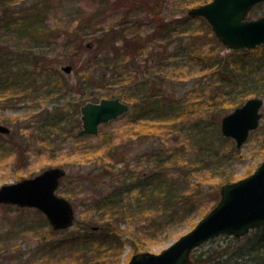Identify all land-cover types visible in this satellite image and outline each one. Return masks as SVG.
<instances>
[{
	"label": "rangeland",
	"instance_id": "374dc122",
	"mask_svg": "<svg viewBox=\"0 0 264 264\" xmlns=\"http://www.w3.org/2000/svg\"><path fill=\"white\" fill-rule=\"evenodd\" d=\"M40 1H43L42 4L47 1V10L43 9L45 11L42 16L46 23L57 29L60 37L54 45L33 47L37 53H43L47 58V66L42 64L41 68L44 69H37L36 81L26 91V95H15L11 102L0 105V123L11 128L9 135L0 133V187L22 178L34 177L50 167H61L66 175L62 178L57 193L69 199L76 211L75 224L69 230L83 227L84 231L83 224L86 223V229L95 235L94 246L97 247L105 236L108 242L116 237L112 231L114 226L108 228L104 225L111 226L113 217L122 207L127 211L119 226L120 236H117L122 243L117 239L113 243H104L101 251L94 249L92 255L96 258L90 264H129L138 253H159L218 205L224 184L234 183L252 174L264 161V104L259 127L251 132L241 147H237L233 138L226 137L221 127L223 117L248 99L260 97L264 100V84L258 82L255 86L244 89L237 100L240 102L235 107L231 108L220 102L217 108L214 106L216 102L207 97H213L209 93L211 87L218 86V76L211 69L206 70L198 65L186 50L181 51L180 40L172 42L168 47L170 53L177 51L174 58H165L163 53H156L161 49L158 47L160 42L156 40L157 48L151 44L147 48H155L156 54L149 55L145 52L136 57L135 70L138 74L134 82L142 84L149 81L148 90L153 84V89L159 90L160 95L184 99V105L197 103L201 106V111L204 110L203 117L184 113V108L179 107L178 112H172L173 115H169L166 121L145 122L140 117L136 119L141 104L139 106L129 102V112L102 124L99 135L78 136L82 128L81 107L84 104L112 97L109 94L114 92L124 99L131 92L132 84L127 76V81L123 79L113 83L109 81V69L95 66V74L106 80H96L93 87L82 89L79 77L85 72L88 61L95 57L97 47H87L88 42L94 41L88 35L83 46L76 42L65 46L66 33L77 29L83 20H86L84 29L95 27L100 31L123 20L117 27H125L129 36L137 34L132 24L139 19V40L142 41L152 31L158 19H182L188 15V9H183L181 0V4L178 0H166L167 8L164 7V0ZM134 3L137 6L129 11ZM176 9L179 11H175ZM126 14H129L128 18L124 19ZM261 16H264V2L256 5L248 14V18ZM189 21L190 28L182 33L184 45L191 34L196 32L202 37L197 44L205 50L211 45V39L205 38V30L210 25L201 18ZM186 27L187 25H183L180 29ZM92 35L94 33L90 34ZM0 38L5 41L11 37L8 32L1 31ZM205 39L208 45H201ZM14 43L13 40L12 44ZM23 45H26L25 42ZM221 45V56L231 53L232 50L222 43ZM240 59H252L254 67L247 63V68L255 69L256 72L251 75L264 72V54ZM66 64H72L74 70L70 73L64 71L62 66ZM148 66L150 72L145 71ZM48 81H51V86L42 87ZM57 84L61 86L60 92L53 89ZM50 92L52 94L49 96ZM209 101L213 106H208ZM212 110H215L214 116L209 118ZM44 119L46 121L42 122ZM113 150H117L115 158L111 155ZM202 157L207 158L205 163L202 162ZM112 169L113 173L125 169V174L128 175L126 183L122 185V195H118L121 201L114 202L113 208L99 201L101 197L114 193L116 187L119 188V185L112 182ZM154 175H162L167 180L175 177L172 189L178 196L186 197L184 210L177 213L162 202L154 207L152 200L143 199L138 202L140 196L145 197L150 193L147 191L148 186L141 188L142 182H150V178H155ZM230 179L233 180L227 182ZM131 183L134 189L128 192V184ZM43 215L35 208L0 204V247L7 245L8 248L1 250L0 264H32L28 257L37 253L38 248L41 249L38 263L59 264L56 263L60 258L59 253L47 255L45 244L51 238L65 236L67 232L51 234L49 239L43 241V237L49 235V227L41 225ZM95 226L99 228L95 229ZM234 239V236H219L214 241L193 249L189 264H197L194 260L197 254L205 253L203 258L209 254L216 257L219 249L235 243ZM43 249L45 252L41 253Z\"/></svg>",
	"mask_w": 264,
	"mask_h": 264
},
{
	"label": "trees",
	"instance_id": "16d2710c",
	"mask_svg": "<svg viewBox=\"0 0 264 264\" xmlns=\"http://www.w3.org/2000/svg\"><path fill=\"white\" fill-rule=\"evenodd\" d=\"M178 1L179 4H181L180 0ZM207 1L209 0H181L184 5L183 9H189ZM41 2L43 1L0 0V32H8L11 37L10 40L6 39L5 41L0 38V105L2 103L7 104V102H11L10 100H12L15 95H26L28 93L26 91H29L28 89L31 88V85L36 81L37 69H44V67L41 68L42 64L47 66V58L43 53H37L33 47L36 45H54L58 43L60 35L57 29L46 23L45 17L42 16L43 12L47 10V1L45 4ZM165 3L168 4L166 0H164L163 4L164 7L167 8ZM175 3L178 4L177 1ZM135 6H137L136 3H134L131 9L129 8V11L134 10ZM175 11L179 10L176 9ZM128 15L129 14H126L124 19H127ZM190 19H192V17L188 15L182 19L175 18L170 21L158 19L156 22L157 24L155 23L151 29L152 31H150L142 41L139 40V38H141V29L139 26L141 21L139 19L134 20L132 24L133 27L136 28L137 34L129 36L126 33L125 27H117L123 20L110 25L108 29L103 31L95 27L91 28V26V29H84L83 24L86 20L81 21L77 29L66 33L67 40L65 41V46H69L73 42L83 46L85 38L88 35L89 38L94 40L92 42L93 46L97 47V52L95 57L88 61V66L84 68L85 72L79 77L83 80L81 82L80 79V87L82 89H87L93 87L96 80L105 81V77H98L95 74L96 68L102 66L109 69L111 75L109 81L113 83H118L119 80L128 77L127 80L132 84L130 87L131 92L128 93L124 99L133 105L139 104L140 106L141 104L136 119L140 117L145 122L150 120L166 121L169 115L174 114V111L178 112L179 107L181 109L184 108V113L187 112V114H195L203 117L204 110L201 111V106L197 103L194 105H184V99L177 100L174 97L160 95L159 90L153 89V84L150 85V89L148 90L147 84H149V81H145L142 84L134 82L138 74L135 70V67H137L136 57L141 56L145 52L149 55H154L159 52L160 54L163 53L165 58L170 56L174 58L178 54L177 51L170 53L168 52V47L172 42L180 40L179 49L181 51L186 50L185 52L198 65L206 70L211 69L219 78L218 86L211 87L210 89L209 95L213 97H206L211 98L212 102H216L214 106L217 108L222 102L231 108L235 107L240 102V100H237L245 91L244 89L253 87L258 82L261 85L264 84V72H259L258 75H251L256 72L255 69L251 70L247 68V63H250V66L254 67L252 59H250V61H241L240 57H243L245 60L247 56L252 55L253 57L255 55H262L264 54V45L253 49L232 50L228 55L221 56L219 52L221 51L222 45L215 38L210 27H207L205 30V38L211 39L209 41L211 45L205 50L197 44L202 37L196 32L191 34L186 45H184L182 33L185 29L187 30L190 28ZM201 20L203 21L204 18H201ZM183 25H187V27L180 29ZM91 33H94V35L90 36ZM206 39L201 45H208ZM13 40L15 41L14 44H12ZM156 40L160 42L158 47H161V49L154 53L155 48H157V44L155 43ZM161 41H164V43H161ZM24 42L26 45H23ZM149 44L155 47L154 50L147 49ZM261 61H263V59H261ZM145 71L150 72V67L148 66ZM48 86H51V81L42 85L44 88ZM53 87L56 92L61 91L60 85L57 84ZM257 89L256 87L255 90L257 91ZM51 94L50 92L49 96ZM109 95L118 96L119 94L114 92ZM155 96H157L156 99ZM212 102L209 101L208 106H213ZM213 112H215V110H212L209 118H212V115L214 116ZM46 119L42 122H45ZM116 154L117 150L111 152L114 158ZM206 159V157H202V162L205 163ZM204 169H206L205 165ZM107 170L110 172V169L107 168ZM113 172L114 169L111 170L112 182L113 184L119 185V188L116 187L114 193L107 195L105 198L101 197L99 200L101 203L105 202L107 206L112 208L114 207V202L121 201V197H118V195H122V185H124L128 179V175L125 174V169L118 170L117 173ZM154 177V179L150 178V182H142L143 186H141V188L145 189L144 186H148L149 189L147 191L150 193L146 194L145 197L140 196L138 202L143 199L148 201L152 200L154 201V207H157L158 204L162 202L166 206L173 208L177 213L184 210L185 208H183V206L187 204L186 197L178 196L172 189L176 180L175 177H171L169 180L163 178L162 175H154ZM232 180L233 179L227 180V182ZM132 184L133 183L128 184V192H132L134 189ZM123 191L125 192L124 188ZM9 206L12 207V205ZM138 206L139 205H137V207ZM126 212L127 211H124L122 207V209L117 212V215L113 217L111 226L108 224L104 225L108 228L114 226L112 231H114L116 237L108 242L105 236L101 244L97 247L94 246L96 240L95 235L93 232L91 233L86 229L88 228L86 223L83 224L84 231L82 230L83 227H80L78 230H56L49 224L45 215L42 214L43 217L40 219L42 222L41 225L45 228L49 227V235L43 237V241L49 239L51 234L55 235L60 232H67L65 236L51 238L46 242L47 255L51 253L61 254H58L60 258L56 262L59 264H90V262H94L96 258V256L94 257V255H92L94 249L101 251L104 243H113V240L116 241L118 239L117 236H120L118 230H120L119 226ZM203 215H205V213ZM76 226H78V224ZM134 239L136 240V238ZM234 240L235 243H230L221 247L216 257L209 254L206 258H203L205 253H201L199 255L195 254L196 258L194 257V260L197 264H213V262L214 264H264V227L254 229L248 235L242 238H235ZM118 242H120V244L122 243L120 238ZM2 249L8 250L7 245L0 247V254ZM18 250H20V248ZM40 251L41 249L38 248L37 253L28 257L30 263L34 264L36 262V264H40L38 263L40 262ZM43 252H45L44 249L41 253ZM89 252L91 253L89 254Z\"/></svg>",
	"mask_w": 264,
	"mask_h": 264
},
{
	"label": "water",
	"instance_id": "95a60500",
	"mask_svg": "<svg viewBox=\"0 0 264 264\" xmlns=\"http://www.w3.org/2000/svg\"><path fill=\"white\" fill-rule=\"evenodd\" d=\"M264 0H211L192 7L188 14L204 17L219 42L229 49H251L264 44V16L248 18L249 12ZM91 47V44L88 45ZM66 72L72 65L62 67ZM264 100L248 99L222 120V132L235 139L241 147L250 132L257 129L262 118ZM128 103L119 97L103 98L82 106V129L79 135L99 134L101 123L109 122L127 112ZM11 128L0 124V133ZM66 171L50 167L34 177L0 187V204H12L40 210L56 230L74 226L76 211L73 203L57 193ZM218 205L203 217L194 228L181 235L160 253L141 252L129 264H189L193 249L219 235L242 237L252 229L264 226V161L249 176L222 187ZM99 228L98 226L94 227Z\"/></svg>",
	"mask_w": 264,
	"mask_h": 264
}]
</instances>
